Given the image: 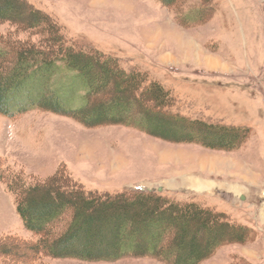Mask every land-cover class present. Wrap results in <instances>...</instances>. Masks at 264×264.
I'll use <instances>...</instances> for the list:
<instances>
[{
  "label": "rangeland",
  "instance_id": "1",
  "mask_svg": "<svg viewBox=\"0 0 264 264\" xmlns=\"http://www.w3.org/2000/svg\"><path fill=\"white\" fill-rule=\"evenodd\" d=\"M23 1L41 11L44 27L0 22V44L39 48L57 27L77 48L110 55L124 71L144 73L159 83L174 98L172 112L188 120L247 130V136L237 150L227 152L119 124L85 127L70 117L29 110L12 118L0 116V160L6 174L23 179L24 188L58 174L88 192L144 190L212 207L254 233L249 243L219 246L199 264H264V0H213L211 17L187 28L177 23L176 15L198 7L199 0H181L175 8L156 0ZM52 83L70 92L72 96H66L72 106L81 104L82 85L72 74L57 71L51 87ZM107 104L103 110L108 115L126 114L124 108L113 111ZM148 125L154 129L158 122ZM168 126L169 132L180 131ZM158 188L162 191L156 192ZM69 218L67 213L64 220ZM54 227L57 233L65 230L62 222ZM187 231L192 236L198 232L193 226ZM199 233L203 245L215 232ZM37 238L24 229L13 197L0 184V246L21 251ZM24 242L28 244L22 246ZM94 243L96 253H107L104 244ZM0 264L164 263L148 257L107 262L43 254L27 261L11 251L0 252Z\"/></svg>",
  "mask_w": 264,
  "mask_h": 264
},
{
  "label": "trees",
  "instance_id": "2",
  "mask_svg": "<svg viewBox=\"0 0 264 264\" xmlns=\"http://www.w3.org/2000/svg\"><path fill=\"white\" fill-rule=\"evenodd\" d=\"M17 1L24 9L17 6ZM156 1L175 8L181 0ZM199 1L196 8L178 11L175 20L180 26L202 24L211 17L213 0ZM4 21H14L21 28L45 25L41 11L23 0H0V22ZM42 43L39 48L8 41L0 44V116L12 118L29 110L46 111L70 117L85 127L119 124L178 143H196L227 152L237 150L247 136V130L188 120L172 112L174 98L159 83L149 81L144 73L124 71L110 55L77 48L57 27ZM60 70L72 74L82 85L78 107L72 106L71 97L66 96H72L70 92H63L55 83L51 87V78ZM105 101L111 110L121 107L126 114L108 115L103 110ZM149 121H157V128L150 129ZM168 125H175L180 131L169 132ZM1 164L0 160V184L13 197L24 229L38 237L21 251L11 248L27 261L35 254H43L82 261L148 257L164 264H199L219 246L245 245L253 237L250 228L194 202L157 193L88 192L79 185H69L58 174L24 188L20 183L23 179L6 174L7 169ZM67 213L68 221L64 220ZM58 222L65 225L61 233L55 232ZM192 226L198 231L193 236L187 231ZM201 230L215 232L203 245L198 237ZM94 241L107 247L105 255L96 253ZM11 251L0 246V252Z\"/></svg>",
  "mask_w": 264,
  "mask_h": 264
},
{
  "label": "water",
  "instance_id": "3",
  "mask_svg": "<svg viewBox=\"0 0 264 264\" xmlns=\"http://www.w3.org/2000/svg\"><path fill=\"white\" fill-rule=\"evenodd\" d=\"M158 191L160 192L161 190L159 189ZM241 199H243V198H241Z\"/></svg>",
  "mask_w": 264,
  "mask_h": 264
},
{
  "label": "bare ground",
  "instance_id": "4",
  "mask_svg": "<svg viewBox=\"0 0 264 264\" xmlns=\"http://www.w3.org/2000/svg\"><path fill=\"white\" fill-rule=\"evenodd\" d=\"M206 190V189H205ZM206 191H208V190H206Z\"/></svg>",
  "mask_w": 264,
  "mask_h": 264
},
{
  "label": "crops",
  "instance_id": "5",
  "mask_svg": "<svg viewBox=\"0 0 264 264\" xmlns=\"http://www.w3.org/2000/svg\"><path fill=\"white\" fill-rule=\"evenodd\" d=\"M256 173V172H255Z\"/></svg>",
  "mask_w": 264,
  "mask_h": 264
}]
</instances>
